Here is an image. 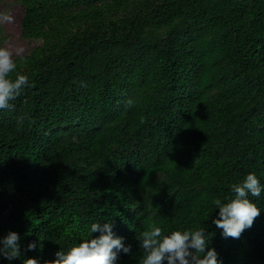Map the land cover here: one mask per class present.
I'll return each instance as SVG.
<instances>
[{
	"label": "trees",
	"instance_id": "1",
	"mask_svg": "<svg viewBox=\"0 0 264 264\" xmlns=\"http://www.w3.org/2000/svg\"><path fill=\"white\" fill-rule=\"evenodd\" d=\"M26 1L45 40L0 109V236L22 252L0 264L52 260L105 219L132 245L115 264H139L149 223L207 226L224 264H264V208L237 238L212 223L232 183L264 182V0Z\"/></svg>",
	"mask_w": 264,
	"mask_h": 264
},
{
	"label": "clouds",
	"instance_id": "2",
	"mask_svg": "<svg viewBox=\"0 0 264 264\" xmlns=\"http://www.w3.org/2000/svg\"><path fill=\"white\" fill-rule=\"evenodd\" d=\"M16 61L8 48L0 47V109L11 108V103L29 83L27 74L11 73ZM264 191V182L258 175L247 172L239 182L230 185L232 195L212 200L214 209L212 223L224 237L237 238L244 229L251 227L264 204L259 202ZM257 198V199H253ZM94 233H98L93 235ZM212 232L207 226L175 228L170 231L156 223H149L136 239L138 249L142 250L139 264H224L215 247L210 246ZM38 241H29L28 249L36 248ZM131 253V243L114 231L111 219L104 222L94 220L87 234L67 248H58L55 258L42 261L36 256H24L23 264H115L120 252ZM20 234L9 230L0 236V260L12 261L21 257Z\"/></svg>",
	"mask_w": 264,
	"mask_h": 264
},
{
	"label": "rangeland",
	"instance_id": "3",
	"mask_svg": "<svg viewBox=\"0 0 264 264\" xmlns=\"http://www.w3.org/2000/svg\"><path fill=\"white\" fill-rule=\"evenodd\" d=\"M138 0H129L130 4ZM27 8L26 0H0V47L8 48L13 59H19L28 55L32 50L44 44L45 37L40 33L28 34L23 31L22 19ZM81 7L73 8L69 12L79 15ZM72 29H76L82 24L80 16L70 17ZM57 24V22H54Z\"/></svg>",
	"mask_w": 264,
	"mask_h": 264
}]
</instances>
